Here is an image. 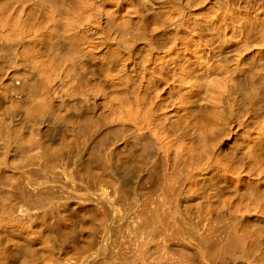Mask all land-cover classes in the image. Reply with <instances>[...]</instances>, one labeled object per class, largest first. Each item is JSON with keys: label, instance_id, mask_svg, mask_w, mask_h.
I'll use <instances>...</instances> for the list:
<instances>
[{"label": "bare ground", "instance_id": "obj_1", "mask_svg": "<svg viewBox=\"0 0 264 264\" xmlns=\"http://www.w3.org/2000/svg\"><path fill=\"white\" fill-rule=\"evenodd\" d=\"M1 60L0 264H264V0H0Z\"/></svg>", "mask_w": 264, "mask_h": 264}, {"label": "rangeland", "instance_id": "obj_2", "mask_svg": "<svg viewBox=\"0 0 264 264\" xmlns=\"http://www.w3.org/2000/svg\"><path fill=\"white\" fill-rule=\"evenodd\" d=\"M20 1H28L30 6L36 8V6L41 5L46 11L49 10L50 6L57 5L61 0H11L12 3L16 4ZM5 59V58H4ZM0 108L3 112H13V105L17 102L19 98V89L22 88L23 93L27 99H34L35 95L32 91V82L34 78L27 72H13L11 71L8 64L0 61ZM70 113H74V110H70ZM14 117L17 118L16 114ZM236 132L238 126L235 128ZM236 134V133H235ZM233 139V138H232ZM234 140V139H233ZM233 140L225 146L229 148L232 146ZM224 148V149H225ZM261 189V188H260Z\"/></svg>", "mask_w": 264, "mask_h": 264}]
</instances>
